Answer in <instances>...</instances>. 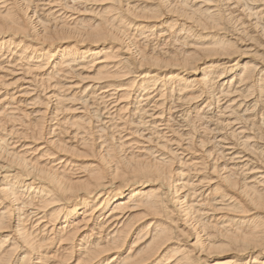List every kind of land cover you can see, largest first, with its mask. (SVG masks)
Listing matches in <instances>:
<instances>
[{
  "label": "bare ground",
  "instance_id": "bare-ground-1",
  "mask_svg": "<svg viewBox=\"0 0 264 264\" xmlns=\"http://www.w3.org/2000/svg\"><path fill=\"white\" fill-rule=\"evenodd\" d=\"M0 264H264V0H0Z\"/></svg>",
  "mask_w": 264,
  "mask_h": 264
}]
</instances>
